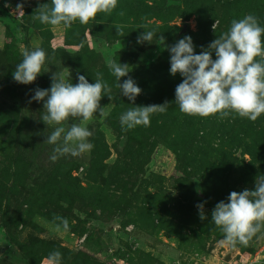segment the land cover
I'll return each mask as SVG.
<instances>
[{
    "label": "rangeland",
    "instance_id": "1",
    "mask_svg": "<svg viewBox=\"0 0 264 264\" xmlns=\"http://www.w3.org/2000/svg\"><path fill=\"white\" fill-rule=\"evenodd\" d=\"M167 1L119 0L110 16L65 29L33 19L50 0H0V250L8 245L0 264H51L54 250L62 264H264V236L248 246L225 245L211 221L218 202H228L232 191L255 190L264 175V114L253 123L181 113L175 89L183 77L171 75L159 55L161 35H189L199 54L233 19L253 14L264 26V0ZM144 29L156 35L137 43ZM114 45L121 47L110 50ZM36 47L48 54L47 72L29 85L15 82L22 50ZM109 59L129 65L142 89L134 105L116 87ZM97 72L113 99L104 96L109 115L97 113L87 125L94 148L53 161L54 146L45 139L54 129L41 120L46 110L31 99L34 90L50 89L54 73L75 84L78 75L94 83ZM166 101L167 112L153 115L150 126L122 129L129 108ZM56 216L70 231L55 230Z\"/></svg>",
    "mask_w": 264,
    "mask_h": 264
},
{
    "label": "clouds",
    "instance_id": "2",
    "mask_svg": "<svg viewBox=\"0 0 264 264\" xmlns=\"http://www.w3.org/2000/svg\"><path fill=\"white\" fill-rule=\"evenodd\" d=\"M119 7V0H50L41 4L33 19L53 27L71 28L77 21L87 25L95 21L98 14L111 15ZM123 16L124 12H119ZM215 24L213 25V28ZM117 33L124 35L117 26ZM145 30V29H144ZM23 38V33H18ZM156 33L145 30L137 43L153 40ZM164 43V36L159 37ZM170 53V74H180L182 82L175 89V103L183 114L200 117L248 119L256 122L264 114V26L258 17L247 14L233 19L229 29L212 41L207 49L195 52L192 37L185 35L174 45L167 46ZM213 52L215 59H213ZM22 61L13 72L15 82L23 85L34 83L38 76L47 72L48 54L43 48L22 50ZM111 74L116 78L120 94L134 102L142 89L129 75V65L107 61ZM95 82L89 83L84 75L72 83L64 75L53 74L50 89L36 88L32 100L43 102L46 110L41 120L53 127L45 141L53 145L51 159L71 155L80 156L94 148L90 138L92 131L88 123L98 116L107 117L109 112L101 106L104 96L113 99L111 87L103 74H95ZM127 77L122 83L121 78ZM169 103L134 106L121 114L120 123L124 131L138 126L148 127L151 117L167 112ZM79 120V123L69 121ZM228 202H218L211 212V221L224 235L223 244L248 246L253 238L264 236V175L255 182V190L232 191ZM201 220L207 219L204 204L196 205ZM55 230L70 231L66 218L54 217ZM51 264H62V253L54 250L48 257Z\"/></svg>",
    "mask_w": 264,
    "mask_h": 264
},
{
    "label": "trees",
    "instance_id": "3",
    "mask_svg": "<svg viewBox=\"0 0 264 264\" xmlns=\"http://www.w3.org/2000/svg\"><path fill=\"white\" fill-rule=\"evenodd\" d=\"M181 3H182V0H181ZM178 40H179V38L176 35H173L172 37L170 36L169 39H166V41H164L163 48H159V51H160V54L159 55L160 56L162 55L165 58V61H166V56L168 54H170L169 51L166 49L167 46L174 45ZM120 47L121 46H119V45H114L113 47H111L110 50L120 49ZM148 60H150V59H148Z\"/></svg>",
    "mask_w": 264,
    "mask_h": 264
},
{
    "label": "water",
    "instance_id": "4",
    "mask_svg": "<svg viewBox=\"0 0 264 264\" xmlns=\"http://www.w3.org/2000/svg\"><path fill=\"white\" fill-rule=\"evenodd\" d=\"M167 2H168V4H176V5H180V4H181V0H168ZM14 27H15V26H14ZM15 29H16V27H15ZM15 31H16L15 33H17V36H18V38H19V35H18L19 32H17L18 30L16 29ZM19 39H21V38H19ZM166 61H169V62H170V54H168V55L166 56ZM107 229L110 230V229H111V226H109ZM257 242H258V241H257ZM7 248H8V245L5 244V245L1 248V250H0V254L4 253L5 250H6ZM231 257H232V256H231V251H228V252L226 253V255L224 256V259H225L226 261H230V260H231ZM234 264H246V263L238 262V263H234Z\"/></svg>",
    "mask_w": 264,
    "mask_h": 264
},
{
    "label": "flooded vegetation",
    "instance_id": "5",
    "mask_svg": "<svg viewBox=\"0 0 264 264\" xmlns=\"http://www.w3.org/2000/svg\"><path fill=\"white\" fill-rule=\"evenodd\" d=\"M235 262L233 261V263L232 264H234ZM236 263H238V262H236Z\"/></svg>",
    "mask_w": 264,
    "mask_h": 264
}]
</instances>
